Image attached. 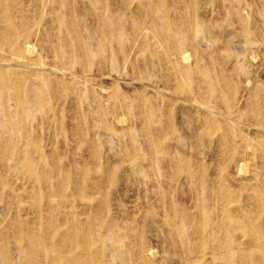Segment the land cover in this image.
Returning a JSON list of instances; mask_svg holds the SVG:
<instances>
[{
  "label": "rangeland",
  "instance_id": "374dc122",
  "mask_svg": "<svg viewBox=\"0 0 264 264\" xmlns=\"http://www.w3.org/2000/svg\"><path fill=\"white\" fill-rule=\"evenodd\" d=\"M0 264H264V0H0Z\"/></svg>",
  "mask_w": 264,
  "mask_h": 264
}]
</instances>
